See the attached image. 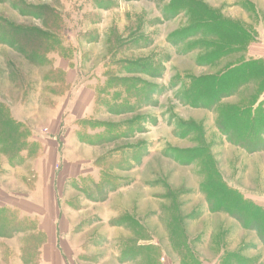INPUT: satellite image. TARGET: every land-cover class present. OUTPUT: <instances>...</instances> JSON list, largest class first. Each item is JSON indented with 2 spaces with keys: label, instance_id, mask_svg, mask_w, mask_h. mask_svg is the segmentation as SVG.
I'll list each match as a JSON object with an SVG mask.
<instances>
[{
  "label": "rangeland",
  "instance_id": "1",
  "mask_svg": "<svg viewBox=\"0 0 264 264\" xmlns=\"http://www.w3.org/2000/svg\"><path fill=\"white\" fill-rule=\"evenodd\" d=\"M203 1L0 0V42L13 49L0 45L1 81L12 68L7 59L28 69L16 44L37 54L35 62L54 53L90 74L96 118L80 125V139L110 151L94 173L70 184L64 205L99 212L86 221L89 233L107 234L103 213L114 207L142 215L149 229L142 232L134 220L128 246H120L119 236L114 246L108 237L96 239L102 256L114 250L121 260L158 264L156 247L136 246L149 239L161 243L168 261L177 253L197 264L181 247L184 223L202 261L217 264L224 249L221 264H264V122L249 132V118L236 116L262 89L257 81L231 85L224 67L238 53L217 59L218 36L230 39L228 25L215 16L223 19L220 9L232 0H207L212 13ZM3 212L0 263L38 264L42 237L34 221ZM17 221L22 234L12 233ZM115 223L124 224V215Z\"/></svg>",
  "mask_w": 264,
  "mask_h": 264
},
{
  "label": "crops",
  "instance_id": "2",
  "mask_svg": "<svg viewBox=\"0 0 264 264\" xmlns=\"http://www.w3.org/2000/svg\"><path fill=\"white\" fill-rule=\"evenodd\" d=\"M203 2L211 11L215 7L207 0ZM224 3L230 4L229 1ZM232 3L225 12L221 6L223 19L240 24L252 38L244 51L238 53L239 57L264 62V0H237L235 4L232 0ZM0 45L12 49L5 43L0 42ZM17 53L28 69L7 59L6 64L9 62L12 68L7 71V81L0 80V107L4 109V118L13 125L11 131L4 124L0 126V210L34 221L33 232L42 237L38 264H138L141 257L121 260L114 250L102 256L106 252H101L95 241L108 237L109 245L114 246L119 236L120 246L132 245L134 220L139 230L149 235L147 225L141 221L142 215L134 217L128 208L118 214L114 207L107 214L103 213L109 225L105 229L107 234H93L89 233L86 221L99 212L89 214L87 209L75 210L64 205L72 194L70 184L94 173L97 161L110 151L80 139V125L96 118V92L90 84V74H86L80 63L54 53L39 63ZM226 67L228 69L229 65ZM259 102L264 103V93L259 96L257 104ZM209 213L228 218L224 213ZM120 215L125 217L124 224L115 223ZM180 225L184 232L181 241L184 256L194 257L197 264H209L193 250L186 225ZM136 242L141 249L156 247L158 264L175 261L191 264L184 263L177 253L175 261H168L161 243L149 239ZM170 242V246L175 245L174 241ZM219 252L217 264H221L225 254L224 249ZM3 264L8 263L3 261Z\"/></svg>",
  "mask_w": 264,
  "mask_h": 264
},
{
  "label": "trees",
  "instance_id": "3",
  "mask_svg": "<svg viewBox=\"0 0 264 264\" xmlns=\"http://www.w3.org/2000/svg\"><path fill=\"white\" fill-rule=\"evenodd\" d=\"M208 11L210 13L213 12L209 9H208ZM215 18H216L215 23L216 22L220 23L222 21L224 23V25H228V27L227 26L226 27L228 28L229 31H226V33L228 34L227 36L230 39V41L228 43H225L222 40L224 36L223 35H222L223 37L218 36L216 43H214V45L216 47H219V49H220L217 59L218 58L221 59L222 57L227 56V55H232L235 52L236 53H242L244 51L245 47L249 44V42L252 41V38L250 37V35L238 23L230 22L228 20L226 21V20L220 19L219 17H216V16H215ZM196 23L200 24V25H202V24L209 25V23L210 24L213 23V20L211 22L210 21H197ZM227 28H225V29H227ZM211 32H213V30ZM233 33H235V34H233ZM237 33H238V35H237ZM16 47H17L18 51L20 53L24 54L26 56V58L30 61H33V58L37 59L39 57V56H37V54H29V53L26 54V53H24V50H25L24 47L18 46L17 44H16ZM211 55H212V53L209 55H205L202 59H207ZM228 72H230V75H231V73L233 74V79H232L233 82H230L233 87L236 88V87L248 85L250 83H254L257 81L258 82V88H261L262 90H260V93H256V100L260 95H262L264 93V62L245 60L243 58V56H240L235 63H232L230 65V67H228ZM223 75H225V73H223ZM253 98H255V97H253ZM251 100H253V99H251ZM247 104H248V107L244 108L241 112H237L236 116L243 117V119H245V120L247 118H249L248 119L249 122H247V127L248 126L249 127L247 130L249 132H251L252 128H253V124H256L259 121L261 123L264 122V115L263 114L260 115L262 113V106L264 103L259 102L257 104V101L256 102L251 101V102H248ZM3 112H4V109L2 107H0V126H2L4 124L11 131L13 129V125L11 123H9V121L6 118H4ZM245 136L247 138L248 136H251V134L247 133V134H245ZM17 145L18 144L16 143L15 146H17ZM0 212H2L0 214L4 213L3 210H0ZM11 229L13 231L12 232L13 234L14 233H21L23 230H25V228H22L20 226L19 221H17L16 223L13 222L11 224Z\"/></svg>",
  "mask_w": 264,
  "mask_h": 264
}]
</instances>
